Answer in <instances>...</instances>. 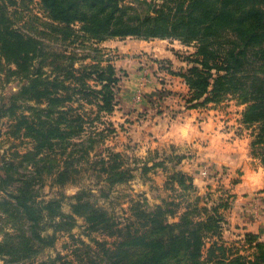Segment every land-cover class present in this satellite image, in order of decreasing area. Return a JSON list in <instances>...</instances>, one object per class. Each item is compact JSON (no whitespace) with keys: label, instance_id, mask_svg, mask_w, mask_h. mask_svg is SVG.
I'll return each instance as SVG.
<instances>
[{"label":"trees","instance_id":"1","mask_svg":"<svg viewBox=\"0 0 264 264\" xmlns=\"http://www.w3.org/2000/svg\"><path fill=\"white\" fill-rule=\"evenodd\" d=\"M38 2L51 22L26 19L20 10L29 8L25 0H0V123L7 120L9 138L31 143L14 160L0 145L1 258L7 264H57L61 258H37L81 218L88 236L114 241L93 240L94 249L81 241L79 264H264L259 236L226 241L223 211L229 202L210 195L189 202L192 179L181 171L167 183L176 192L173 199L153 208L134 200L125 226L94 199L108 198L136 171L121 152L105 146L116 131L103 118L118 106L121 78L100 45L114 39H169L194 47L188 56L176 54L183 64L178 71L162 67L184 79L188 109L227 100L245 106L251 152L264 165V0ZM11 83L16 86L8 92ZM161 161L153 168L172 157ZM87 165L101 185L99 196L81 188L71 197L70 213L62 200L43 198L46 179L64 188L88 172Z\"/></svg>","mask_w":264,"mask_h":264},{"label":"crops","instance_id":"2","mask_svg":"<svg viewBox=\"0 0 264 264\" xmlns=\"http://www.w3.org/2000/svg\"><path fill=\"white\" fill-rule=\"evenodd\" d=\"M163 43L173 46H162ZM174 44L189 48L169 39L146 41L128 37L102 43L120 52V62L126 63V81L121 82L116 113L130 125L124 136L126 154L133 150L129 143L138 144L132 152L138 160L136 174L126 186L140 190L138 199L153 208L176 196L167 183L173 172L181 171L192 179L189 202L208 195L213 200L225 201L229 196L230 207L223 211L228 223L226 233L238 241L251 233L264 242V211L259 214L254 208L264 207V165L251 152V130L242 123L245 106L228 100L207 108L188 109L183 97L189 88L184 79L168 74L162 63L157 66L160 61H169L174 70L182 68L173 51ZM162 75H166L165 80ZM163 88L170 95H161L166 91ZM154 153H158L160 160H182L174 166L167 163L153 168L152 163L145 161ZM205 165L222 176L204 179L201 171ZM146 166L151 171L145 178L142 172ZM174 186L180 190L177 184Z\"/></svg>","mask_w":264,"mask_h":264},{"label":"rangeland","instance_id":"3","mask_svg":"<svg viewBox=\"0 0 264 264\" xmlns=\"http://www.w3.org/2000/svg\"><path fill=\"white\" fill-rule=\"evenodd\" d=\"M22 1V0H20ZM26 4L25 7H29L24 11L25 9H20L22 12L25 13L26 19H31V17H35V19L40 20L42 22H48L50 19L48 18L47 14L45 11L42 9L40 6L38 0H35L31 2L30 0H25ZM27 4H29L27 6ZM24 6V3H22V7ZM51 22V21H50ZM171 43H163L162 46H168L171 47ZM102 49L105 50L106 53V58H108L111 63L115 66L117 69V74L121 78L122 81H126V63L120 62L121 60V55L120 52L116 51V49H112L110 47H104L102 44L100 45ZM173 46V45H172ZM165 48V47H164ZM173 51L176 54H180L182 57L188 56L191 53L195 52L194 47H189V48H184L180 47L179 44H174V49ZM178 51V52H177ZM146 53V52H145ZM155 55V54H153ZM161 66H167L169 64L172 69L174 68L171 62L169 61H160L158 62L157 66L160 64ZM168 67V66H167ZM179 70V67L176 68V71ZM125 70V71H124ZM166 70V69H165ZM174 70V69H173ZM167 71V70H166ZM164 74V73H160ZM168 74H170L168 72ZM167 74V75H168ZM171 75V74H170ZM166 75H162V79L168 78V76L164 77ZM161 78V77H160ZM2 79V78H1ZM0 79V85H2V81ZM3 79H6V77L3 76ZM14 83V82H13ZM9 84L6 88V90L9 92L12 89L15 88V84ZM174 85V84H173ZM172 85V86H173ZM166 91L163 93V96H168V93L170 95V92L167 91L166 88H163ZM162 89V91H163ZM162 93V92H160ZM2 94V91L0 89V95ZM188 94V93H187ZM228 101V100H227ZM233 101V100H232ZM118 110V106L115 109V111L111 115H105L104 114V122L111 123L113 125L114 130L116 131L115 133L112 132L109 134L105 146L107 147H113V149L116 152H121L123 154V159L124 161L132 164V166H137V158L134 156V153L132 155V152H134V149H137V141H133L129 143L132 146L133 150H130L131 154H126V141H124V136L126 137V131L130 129V125L126 124V119L124 121L120 120L119 114L116 113ZM121 113V112H120ZM124 116H126V113H123ZM122 119V117H121ZM101 129H104L105 126H101ZM7 120H4L0 123V145L2 152H6V156L9 160H14V153L19 151L20 153H26L31 148V143L29 139L27 138H19V139H11L7 136ZM99 146L97 147L96 151L92 154V158L94 161L98 160V156L95 153H98L97 151ZM160 156L158 157L157 154H152L150 157L145 161L148 163H152V166H154V162H162L160 159ZM172 161H167V163H171L169 165L174 166L175 165V160ZM151 166V167H152ZM204 167H208L209 170L211 169L210 166L205 165ZM86 169H88V172L85 171L83 172L80 176H78V179L76 180L75 183L66 185L64 188L60 186H54L52 184L53 179L48 178L46 179L45 182V187L43 190H41L43 198L45 200H51L53 198L55 199H60L62 200V205H63V210L65 213H70L71 212V203L73 197L77 191H79L81 188H87V189H92L95 195H98V191L101 187V185H98L97 182L99 183V180L96 179V175H94V171L92 168H90L88 165L85 166ZM151 170L149 168L144 169L143 176H148ZM138 173V172H137ZM202 173V171H201ZM136 174V173H135ZM140 174V173H139ZM203 176V175H202ZM204 179H206L205 176H203ZM148 179V177H147ZM208 179V178H207ZM210 180V179H208ZM131 186V187H130ZM133 185H127L124 184L123 186H117L114 187L110 191L109 197H95L94 199L97 201L98 205L101 207H104L106 210L109 211L111 216H114L117 222L120 223L121 226H125L126 222H128V217L131 216L130 208L132 205V200L133 199H138L139 198V192L140 190L136 191V187H132ZM214 194V193H213ZM1 196V194H0ZM93 200V199H92ZM255 210H259V214H262L261 212L264 211V207L262 205H257L254 206ZM258 214V213H257ZM88 229V225L86 222L79 218L77 222V226L74 230L71 231V233L63 232V233H58L57 234V241L54 247H48L46 248L40 256L37 258V261H45L50 258H61L57 264H79L80 260V252L78 253V250L82 249V243L81 241L85 242L86 244H89L93 249L95 247V243L93 240H99L103 242L104 240L108 241L109 243H112L114 240L104 237L100 234H93L91 236H88V233H90ZM53 229H49L48 234H51ZM225 239L227 242H229L231 245L235 243L236 241L239 242L235 237L231 236V234L226 233L225 234ZM3 241V236L0 234V242ZM86 250V249H83ZM0 264H7L3 258L0 256Z\"/></svg>","mask_w":264,"mask_h":264},{"label":"built area","instance_id":"4","mask_svg":"<svg viewBox=\"0 0 264 264\" xmlns=\"http://www.w3.org/2000/svg\"><path fill=\"white\" fill-rule=\"evenodd\" d=\"M244 125V124H243ZM247 128V127H246ZM202 175L203 176H205L206 178H218V177H221L222 175H220V176H218L219 175V173H212V171H211V169L209 170V168L208 167H203L202 168ZM229 196H227L226 198H225V201L226 202H229Z\"/></svg>","mask_w":264,"mask_h":264}]
</instances>
